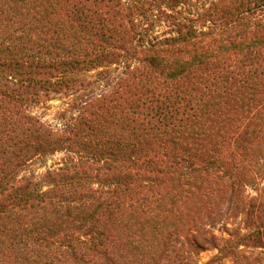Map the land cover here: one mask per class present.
I'll list each match as a JSON object with an SVG mask.
<instances>
[{
    "label": "trees",
    "instance_id": "obj_1",
    "mask_svg": "<svg viewBox=\"0 0 264 264\" xmlns=\"http://www.w3.org/2000/svg\"><path fill=\"white\" fill-rule=\"evenodd\" d=\"M262 181L264 0H0V264H255Z\"/></svg>",
    "mask_w": 264,
    "mask_h": 264
},
{
    "label": "rangeland",
    "instance_id": "obj_2",
    "mask_svg": "<svg viewBox=\"0 0 264 264\" xmlns=\"http://www.w3.org/2000/svg\"><path fill=\"white\" fill-rule=\"evenodd\" d=\"M96 72L87 75L88 79L91 80L92 83L101 80L103 77L96 78ZM103 80V79H102ZM105 82V79L103 80ZM104 82H99L98 84H92L90 87V92H86L88 97H84L83 101H87L93 97H96L98 94L105 92V86L103 87L102 84ZM66 107L63 106V102L59 100V98L48 102L46 108L36 109L34 112L37 113L39 116L43 118V120L51 125L54 128H59L61 124V116L66 114V118H70L71 114L65 112ZM67 155L64 153H58L53 156H49L46 158H42L34 162L32 166V170L38 174H43L49 169H56L59 167V164ZM264 188V181L259 182V184L246 189L245 200L251 201L257 194ZM231 208V211L229 210ZM224 211L226 213L225 218L223 221H220L219 224L212 228V231L216 234L217 237L220 239L229 240L231 237L235 240L234 243L237 242V238L235 235H243L246 234V225H245V217L240 215H233V206L232 205H225ZM236 214V212H234ZM221 246H224L225 251L223 252V259L219 262V264H232L234 259L233 257H225L229 250H236V248H232L234 246H227L225 242L220 243ZM236 247V246H235ZM231 248V249H230ZM230 251V252H231ZM237 252L240 255L249 256L252 260H254L255 264H264V249L263 248H256L253 243L249 242V246H239L237 247ZM218 251H207L201 254L200 258L202 264H206L210 261Z\"/></svg>",
    "mask_w": 264,
    "mask_h": 264
}]
</instances>
